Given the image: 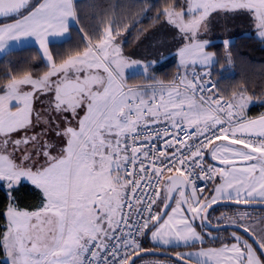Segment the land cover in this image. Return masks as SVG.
<instances>
[{
  "label": "snow or ice",
  "instance_id": "snow-or-ice-1",
  "mask_svg": "<svg viewBox=\"0 0 264 264\" xmlns=\"http://www.w3.org/2000/svg\"><path fill=\"white\" fill-rule=\"evenodd\" d=\"M213 12L250 14L264 39V0H187L186 11L166 2L157 20L165 18L187 41L178 50L181 66L213 61L214 54L205 50L208 42L198 36ZM0 18L13 21L0 26V42L35 36L50 62L41 77L0 83V185L8 190V202L0 206L6 221L0 229L4 264H137L134 257L150 251L138 240L146 231L158 245L179 247L183 241L195 247L204 237L188 214L203 219L212 203L225 199L264 204V114L258 119L244 114L255 93L241 91L227 103L197 96L213 86L196 75L180 78L183 91L175 84L161 86L159 95L153 91L149 97L128 88L121 72L127 61L117 40L120 30L112 27L82 53L53 62L44 37L68 31L75 18L73 0L38 5L0 0ZM37 93L52 94L61 146L42 142L41 132L29 134L43 120L40 113L32 114ZM44 123L51 125V117ZM215 177L220 182L214 194L198 195L204 185L196 182ZM22 182L42 192L34 211L15 203L13 193ZM157 199L163 211L154 209ZM243 218L242 213L230 219L237 229L230 244L177 253L173 264H188L193 255L196 264H264V229L239 223Z\"/></svg>",
  "mask_w": 264,
  "mask_h": 264
},
{
  "label": "trees",
  "instance_id": "trees-1",
  "mask_svg": "<svg viewBox=\"0 0 264 264\" xmlns=\"http://www.w3.org/2000/svg\"><path fill=\"white\" fill-rule=\"evenodd\" d=\"M166 2L172 3L177 10L186 11L187 0H74L77 24L72 26L68 40L52 43L54 62L60 63L77 53H82L87 45L95 44L109 27L119 30L129 27L124 32L127 36L124 47L128 50L134 48L147 33L165 20L163 17L157 20V16ZM208 49L217 55L212 74L221 93L229 98L241 91L247 96L255 93L254 103L248 110L249 117L264 114V103L261 102L264 101V39L255 34H242L237 35L229 44L214 41ZM49 69L50 66L44 61L41 52L34 46L9 51L0 59V83H7L13 77L21 78L25 75L41 77ZM178 70L177 62L171 60L157 66L156 70H152L148 75L130 76L127 82L130 85L168 82ZM208 191L210 192V188ZM13 194L16 205L22 210L34 211L43 200L41 191L29 183L18 186ZM7 202V191L0 185V206ZM232 208L222 207L219 211H230ZM5 223L0 217V229H3ZM207 234L204 238L206 241L202 244L198 243L195 247L169 248L168 251L179 253L200 246L219 247L232 242L228 230ZM141 247L159 248L151 244L148 238L144 239ZM4 262L5 255L0 249V264Z\"/></svg>",
  "mask_w": 264,
  "mask_h": 264
},
{
  "label": "rangeland",
  "instance_id": "rangeland-1",
  "mask_svg": "<svg viewBox=\"0 0 264 264\" xmlns=\"http://www.w3.org/2000/svg\"><path fill=\"white\" fill-rule=\"evenodd\" d=\"M36 1L38 0H33L31 1V3L33 4ZM177 11H181V10H177ZM220 13L221 12L211 13V15L208 16L207 20L202 23L201 31L198 33V36L201 40L208 42L206 49H205L206 51L211 52L208 49V47L214 41H217L220 43H223L224 41L229 42L231 38H235L237 35H242V34L244 35L245 34H255L257 36L259 35V30L256 27V22L252 19L246 20L238 24L237 27L238 26L239 27L235 28V30L233 31L230 29H226L224 24H227L230 21V19H232V17H228L227 15L218 17ZM234 15L235 13L232 14L233 17ZM128 28L129 27L125 29H128ZM125 29H122V30H125ZM225 31L229 32L230 34L225 35L226 34ZM185 43H187V41L183 39V36L179 32V30L175 28L173 25L169 24L166 19L162 22V24L156 26L152 31L147 33L146 36H144L143 39L140 41V43L134 48L128 50L125 47H123L121 43L119 45L120 50H121V55L124 58V60L127 61V63H125L124 67L121 69L122 78L125 81V85H128L127 79L133 74H139V73L145 74L146 73L148 75L152 70H156L157 66L166 64L167 62L171 60H174L177 62V67L181 66L180 57L178 55V50L181 47H183ZM211 53L214 54V57H213V61L210 62L209 64L207 65H203L199 63L195 65L189 64L187 67H193V68H198V69L212 68L213 64L217 60V55L215 54V52H211ZM150 77H152V75ZM32 78L35 79L38 77L32 76ZM55 79L56 77H54V80ZM30 86L24 87V89H28ZM136 90L146 92L149 97L154 91V89L152 88L136 89ZM252 102H254V99ZM16 134H14L16 137L20 136L19 133H16ZM21 184H23V182ZM2 187L6 191H8L5 186H2ZM164 187H165V184L163 185L162 193H163ZM188 194L189 195L191 194V187L188 189ZM158 207L161 210L162 207L160 205H158ZM233 209H236V208H232L231 210ZM237 209H240V208H237ZM223 210H226V209H223ZM214 219L216 220V218ZM138 264H173V260L166 258V257L163 258L159 256L144 257V258H141V260H139Z\"/></svg>",
  "mask_w": 264,
  "mask_h": 264
},
{
  "label": "crops",
  "instance_id": "crops-1",
  "mask_svg": "<svg viewBox=\"0 0 264 264\" xmlns=\"http://www.w3.org/2000/svg\"><path fill=\"white\" fill-rule=\"evenodd\" d=\"M33 1V0H32ZM40 2H42V0H38L33 4H39ZM73 6H74V10H75V18H70V22L68 25V31L61 34V35H46L44 38L47 42V47H48V51L51 54L52 58H53V62H54V55H53V51H51V45L52 43H62L65 40H68L71 36V28L72 26L77 24V15H76V9H75V4H74V0H73ZM217 13V12H215ZM232 14L234 13H224L221 12L218 17H221L223 15H227L228 17H232V19H230V21L227 24H224V26L226 27V29H230V30H235V28H238L237 25L246 21V20H254L250 14L246 13V12H237L235 13L234 17L232 16ZM211 15V14H210ZM209 15V16H210ZM13 22L10 18H0V26H3V24L5 23H11ZM236 26V27H234ZM225 35L230 34L229 32L225 31ZM257 36V35H256ZM259 36V35H258ZM260 37V36H259ZM117 40L119 42V45L122 43V46L124 47L125 41L127 40V36L123 34H120L119 37H117ZM232 40H234V38H231V40H229V42H223L226 44H229ZM29 46H34L38 49V51L41 52V55L44 59V61L50 66V62L48 61L47 57L44 54V50L41 48L39 41L36 39L35 36H21L18 39H5L4 41L0 42V59L2 57H4L9 51H13V50H17L20 48H27ZM181 67L184 66H179L178 68L180 69ZM151 73V72H150ZM142 74V73H139ZM146 74V73H145ZM144 74V75H145ZM133 75H137V74H133ZM132 75V76H133ZM52 79L54 80V77H52ZM30 85H21V88L23 90H31V86L28 89H24V87H28ZM159 90L155 91L157 94H159ZM179 91H183V90H179ZM152 95V94H151ZM52 97L51 93H45V94H40L37 93L34 98L31 101V107L33 109V118L35 117L36 113H40L43 117V120H41L40 123H38L35 127V129H30L29 130V134H32L33 132H41L42 136H41V140L42 142L48 143L49 146L52 145H60V137L56 135V127L58 125V121H57V116L59 115V113L56 112H52L50 110V99ZM151 97V96H150ZM254 102L251 103V105ZM249 108L247 107L245 110V115L249 116ZM49 117H51V125H46L44 123V121H46ZM259 116H254L251 117L250 119H258ZM73 123H75V121H73ZM21 135V133H19ZM18 135V134H16ZM17 138H20L17 137ZM220 143V142H219ZM224 143V142H222ZM17 155H19V153H17ZM215 163V162H213ZM220 182L219 177H215V180L212 181V185L210 187V192H207V196L206 197H210L213 193V189L214 187ZM23 183H29L30 182H23ZM32 185V184H31ZM33 186V185H32ZM42 193V192H41ZM226 200V199H225ZM26 211H33V210H28V209H24ZM226 213H220V215H215L216 221H224V222H230L231 218H239L241 216V214H244V218L243 219H238L239 223L242 224H246V225H250L252 229H255L256 231H260L261 229H264V211H258V210H249V209H233L231 211H224ZM120 213H117L116 215V219H118ZM172 213L170 212L169 215H171ZM167 218V217H166ZM189 222L193 224L194 229L197 233L201 234L203 237L205 235H208L206 233V230L204 228H202V224H201V218L200 217H196L195 221H191V219H189ZM213 236V235H211ZM232 237V235H230ZM148 240L151 242V244L159 247L160 249H169V248H175L177 246H175V244L172 245H164V244H157L156 241H154L151 237V232H149V234L147 235ZM165 238H169L168 234L165 233ZM206 241V239H204V242ZM233 242V241H232ZM200 242H196V244H198ZM224 245V244H223ZM223 245L219 246V247H214V246H210V247H203L200 246L197 249H187L186 251H182L181 253L187 254V253H197L201 250H206L209 248H220ZM179 247H187L185 246L183 241H180V246ZM6 259V257H5ZM191 260H193L194 262H196V257L195 255H193L191 257Z\"/></svg>",
  "mask_w": 264,
  "mask_h": 264
},
{
  "label": "built area",
  "instance_id": "built-area-1",
  "mask_svg": "<svg viewBox=\"0 0 264 264\" xmlns=\"http://www.w3.org/2000/svg\"><path fill=\"white\" fill-rule=\"evenodd\" d=\"M193 75H196L197 77L202 78L206 83H210L213 86L211 92H205V93L197 92V96L205 95V96H211L213 98L219 97V98H221L222 103H227L230 100L229 97L223 95L221 93L220 89H218L217 80H216V78L213 77L212 72L209 69H202V70L196 69V68L182 69L179 71V73H177V75L174 78L171 79V81L161 82V83H157V84L137 85V86L128 87V88H132V89H134V88H139V89L152 88V89L157 90V89H160L161 86H164L165 89H168L173 84H175V85H177L178 90H180V89L184 90L183 86L180 84V78H186L187 80H191ZM166 96H167V92H165V97ZM225 111H227V109H225ZM221 115H223V113H221ZM149 127H152V126H149ZM161 127H162V125H161ZM217 142H219V141H217ZM167 175H171V173H168ZM165 179H166V177H165ZM163 183H164V180H161V184H160L161 192H162V188L164 185ZM196 183H197V185H202V184L204 185L203 193H205L211 185L210 181H207L205 183L203 181L198 180ZM144 191L147 192V191H150V189H144ZM129 198H131V197H129ZM158 203H159V199H157V204L153 206L155 210H159ZM129 211H130V209H128L127 207L123 209V212L125 214ZM120 215L118 217V220L120 219ZM144 234L138 237L140 245H141V241L144 237Z\"/></svg>",
  "mask_w": 264,
  "mask_h": 264
},
{
  "label": "water",
  "instance_id": "water-1",
  "mask_svg": "<svg viewBox=\"0 0 264 264\" xmlns=\"http://www.w3.org/2000/svg\"><path fill=\"white\" fill-rule=\"evenodd\" d=\"M173 195H175V193H173ZM172 206H173V204H172ZM231 206L232 207H238L241 209L245 208V209H249V210H264V204H261V203H243V202H241V203L237 204V203H234V202L229 201V200H220L218 202L212 203L211 207L208 208L207 212L202 214V216L204 217L202 219V223H203L204 228H206L208 231L210 230L213 232H220L221 230H232V229L237 230V229H235V225H233V224L217 225L211 221L210 214L212 211H214L215 209H218L220 207H231ZM185 207H186V205H185ZM162 211H163V209H162ZM188 215L191 218V214H188ZM191 220L195 221V218H191ZM240 231L242 232V229ZM245 237H247V234H245ZM147 250H150V251L141 252L140 255L135 256L134 259H136L137 262L139 260H141V258L153 257V256H159V257H163V258L166 257V258L172 259L174 261L176 259L177 253L175 254V253L169 252L165 249L160 250V249L152 248V249H147ZM180 263L183 264V261H181ZM188 264H196V262L189 259Z\"/></svg>",
  "mask_w": 264,
  "mask_h": 264
},
{
  "label": "flooded vegetation",
  "instance_id": "flooded-vegetation-1",
  "mask_svg": "<svg viewBox=\"0 0 264 264\" xmlns=\"http://www.w3.org/2000/svg\"><path fill=\"white\" fill-rule=\"evenodd\" d=\"M58 146H61V145H58ZM203 196H205V195H203ZM175 205H174V203H173V207H174ZM219 209L220 208H218V209H215L214 211H212L211 212V214H210V216L212 217V219H214L215 218V215H220V213H226V212H224L223 210H220L219 211ZM226 211V210H225ZM170 213V212H169ZM203 214V213H202ZM202 214H201V216H202ZM218 221H219V219H218ZM214 222L215 223H217V224H223V223H230V222H224V221H221L220 220V222H217L215 219H214ZM229 232H230V235H232V232L234 231L233 229L232 230H228ZM209 232H212V231H209ZM213 233H215V232H213ZM245 238H247V237H245Z\"/></svg>",
  "mask_w": 264,
  "mask_h": 264
}]
</instances>
